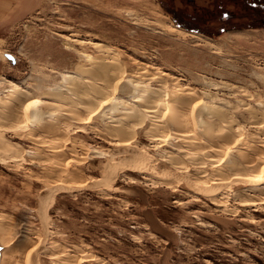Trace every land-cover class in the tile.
Wrapping results in <instances>:
<instances>
[{
    "label": "rangeland",
    "instance_id": "1",
    "mask_svg": "<svg viewBox=\"0 0 264 264\" xmlns=\"http://www.w3.org/2000/svg\"><path fill=\"white\" fill-rule=\"evenodd\" d=\"M189 1L0 0L1 87L57 92L43 126L13 129L9 107L0 110V235L22 230L3 264H264V184L234 187L264 166V7L225 0L233 13L224 20L218 0ZM223 80L230 83L215 88ZM128 82L168 96L192 86L170 118L187 126L166 128L161 108L138 112ZM110 95L123 97L118 111L132 121L112 113ZM198 96H211L207 106L227 121L203 129L212 119L199 114ZM142 158L150 169L132 172ZM205 178L223 192L189 189Z\"/></svg>",
    "mask_w": 264,
    "mask_h": 264
},
{
    "label": "bare ground",
    "instance_id": "2",
    "mask_svg": "<svg viewBox=\"0 0 264 264\" xmlns=\"http://www.w3.org/2000/svg\"><path fill=\"white\" fill-rule=\"evenodd\" d=\"M173 31H177L176 29H174L173 28ZM190 32L191 33H189V35L192 37V38H195V39H199V37H198V35H197V33L196 32H192L191 30H190ZM92 45H93V48H94V50H96L97 52H100V53H104V52H106V50H105V46H107V45H102L101 43H96V42H92L91 43ZM1 55V54H0ZM86 58H88V57H86ZM108 63H110L109 61L107 62V63H105V64H103L104 66L106 65V66H110V64H108ZM115 64V63H114ZM95 65H96V63H95ZM94 65V66H95ZM98 66H99V69L102 67L101 65H99L98 64ZM101 66V67H100ZM112 66V65H111ZM114 66V65H113ZM78 67V66H77ZM80 67V66H79ZM97 67V66H96ZM98 68V67H97ZM103 69V68H102ZM112 69H113V67H112ZM104 70V69H103ZM108 70H109V67H108ZM116 69H114V71H115ZM101 71V70H100ZM117 71V70H116ZM71 73H73L74 71H70ZM69 72V73H70ZM94 73V72H93ZM92 73V74H93ZM98 73V72H97ZM101 73V72H100ZM104 73V72H103ZM102 73V74H103ZM110 74V73H109ZM59 76H60V78H61V81L63 82V83H65L66 84V86H70V85H74V83H72V80L69 78V76L67 75V74H65V73H60L59 74ZM96 77V76H95ZM169 77V76H168ZM111 78V77H110ZM5 78H1L0 79V110L1 109H3V108H7V107H9V111L10 112H12L10 115H11V118H10V120H12V121H9V122H11L10 123V125H12V127H13V129H18V130H28L29 128H36V127H38L39 126V124L40 123H42L41 124V126H43V124L45 123V121H44V119H47L49 116H50V112H49V109L51 108H55V104H57V103H55L54 101H52V102H50V101H48L47 99H55V95L57 94V92H56V94H55V86L54 87H49V88H47V93L45 94V95H35V94H33L30 90H29V88L25 85V83H14V82H9L10 83V85L9 86H7V87H1V84H2V81L4 80ZM99 80V79H98ZM163 80V79H162ZM5 81H6V79H5ZM8 83V82H7ZM8 83V84H9ZM77 83H80V82H77ZM129 84H131L132 85V87H131V89L132 90H130V93H131V96H132V98L130 99V101H132V102H134V104H140V106H139V108L137 109V108H135L138 112H139V110H140V112H144V113H148V112H152V113H157V110L158 109H160L161 108V112H162V116L165 118V119H168L169 121H170V118H172L173 117V115L172 114H174L175 113V111L172 109V106H174L175 105V103L176 102H178V101H180V100H182V98H185L184 96H187V95H191V93H192V90H193V87L192 86H190V85H186V84H179V85H177V88H175L174 90H175V93L173 94V95H169L168 96V93L164 90V91H159V93H156V94H153V93H151V90H149L148 88H145L144 86H142V85H133V83H131V82H128ZM230 82H227V81H222V82H220V84H217L218 85V87H215V88H217V89H220V88H223V87H225V86H227V84H229ZM47 84V83H46ZM107 84V83H106ZM125 84H126V82H125ZM42 88H43V86H42ZM71 88H73V87H70L69 89H71ZM158 89V88H157ZM216 89V90H217ZM70 91V90H69ZM129 91V90H128ZM5 93V94H4ZM44 93V92H43ZM68 93V92H67ZM74 93V92H73ZM59 95V94H58ZM57 95V96H58ZM60 95H62V93H60ZM74 95V94H73ZM113 95V94H112ZM112 95H110V97L113 99V100H111L112 102H110L111 104H110V106H108V107H110V109L112 108V113H114V114H117V116H118V113H119V107H120V105H122L123 106V103L125 102V100L123 99V97H121V96H112ZM192 95H195V94H192ZM64 96V95H63ZM78 96V95H77ZM211 97V96H210ZM210 97H201V96H198L197 97V99H199V108H200V112H199V114L202 112V111H204V112H206V114L207 113H210V118L212 119V121H211V119H209L212 123H210V122H208V125L206 124V125H204V122H203V119L205 120V118H203L204 116L203 115H205V113H203V115L202 116H200L198 119V123H200L201 124V126L202 125H204V126H202L203 127V129H206V131H212V128H214L215 126H217V123H216V121L217 120H220L221 121V117L223 116V114H222V111H224V110H222V111H220V110H218V109H216V108H214L213 107V109H210V108H212V107H210V106H207V104H211L210 102H209V99H210ZM189 98H190V96H189ZM213 98V97H212ZM220 98V97H219ZM60 99V98H59ZM79 99V98H78ZM185 99H187V97L185 98ZM223 100H225L224 98H222ZM57 100V99H56ZM61 100V99H60ZM83 100V99H82ZM62 101V100H61ZM80 101H81V99H80ZM189 101V100H188ZM63 102H64V100H63ZM127 102V101H126ZM132 102H131V104H132ZM198 102V101H197ZM22 103V104H21ZM68 103V102H67ZM216 103L217 104H227L226 102H224V101H216ZM27 104H31V108H30V110L28 109V107H27ZM46 104H53L50 108H48L47 106H46ZM125 104V103H124ZM134 104L132 105V107H131V111H132V108H134L135 106H134ZM149 104V105H148ZM214 104V103H213ZM59 106L61 105V104H58ZM57 105V106H58ZM68 105V104H67ZM91 105V104H90ZM62 106V105H61ZM85 106V105H84ZM100 106V105H99ZM126 106V105H125ZM145 106H147V107H151L150 108V110H147V109H145L146 107ZM214 106H215V104H214ZM63 107V106H62ZM137 107V106H136ZM210 107V108H209ZM88 108V107H87ZM103 108H105V107H103ZM153 108V109H152ZM182 108H183V106H182ZM181 108V109H182ZM219 108V107H218ZM91 109L93 110L94 109V107L92 108L91 107ZM98 109V108H97ZM100 109V108H99ZM110 109H106V110H110ZM156 109V110H155ZM177 109H179V108H177ZM220 109V108H219ZM64 110H65V108H64ZM75 109H73L72 111H74ZM78 110H80V109H78ZM77 110V111H78ZM102 110V109H101ZM127 110V109H126ZM171 110H173V112H171ZM28 111H30V115H27V112ZM88 111H89V109H88ZM103 111V110H102ZM104 111H105V109H104ZM153 111H156V112H153ZM13 112H15V113H19L18 115H20L21 113V115H22V117L21 116H19V117H17L16 116V119L15 118H12V115L14 114ZM55 112V111H54ZM59 112V111H58ZM76 112V111H75ZM86 112V111H85ZM90 112V111H89ZM106 112V111H105ZM105 112L104 113H100L99 112V114H101V117H103L102 116V114H105ZM133 112V111H132ZM132 112H130L131 114H132ZM137 112V115L139 114ZM227 112V111H226ZM80 113H81V111H80ZM126 113H129V112H126ZM125 112H121L120 111V113L119 114H124V116H126L127 114H126ZM178 113H180V111L178 112ZM76 114V113H75ZM79 114V113H78ZM89 114V113H88ZM96 114V113H95ZM98 114V115H99ZM126 114V115H125ZM130 114V115H131ZM225 114V113H224ZM227 114H229V113H227ZM10 115H9V117H10ZM15 115V114H14ZM107 115V114H106ZM129 115V114H128ZM127 115V116H128ZM149 115V114H148ZM154 115V114H153ZM175 115V114H174ZM181 114H178V116H180ZM201 115V114H200ZM81 116V115H80ZM115 116V115H114ZM126 116V117H127ZM134 116V115H133ZM151 116V113H150V115H149V117ZM199 116V115H198ZM228 116V115H227ZM226 116V117H227ZM0 117H2V118H4V116H2V114H0ZM79 117V116H78ZM86 117H87V115H86ZM130 116H128V118H129ZM161 117V116H160ZM162 117V118H163ZM174 117H177V115H175ZM220 117V118H219ZM224 117V116H223ZM222 117V120L223 121H227V120H225V119H227V118H223ZM5 118H7V117H5ZM50 118H52V119H54V117H50ZM89 118V117H88ZM112 118V117H111ZM180 118V117H179ZM208 118V117H207ZM219 118V119H218ZM51 119V120H52ZM106 119H110V117H107ZM130 119H131V121L133 120L131 117H130ZM176 119V118H175ZM217 119V120H216ZM82 120V119H81ZM83 120H84V118H83ZM104 119H102V121H103ZM116 120V119H115ZM114 120V121H115ZM173 120L174 119H172V121H170V124H168V126L166 125L165 127L166 128H170L169 126L171 125L172 127H174L173 125H172V123L171 122H173ZM85 121H86V119H85ZM112 121V120H111ZM126 121V120H125ZM157 121V120H156ZM175 121V120H174ZM40 122V123H39ZM116 122V121H115ZM122 122V121H121ZM128 122V121H127ZM133 122H135V121H133ZM161 122H162V120H161ZM184 122V121H183ZM203 124H202V123ZM222 122V121H221ZM174 123V122H173ZM175 123H177V121H175ZM185 123V122H184ZM190 123V122H189ZM210 123V124H209ZM253 123H255V122H253ZM45 124H47V123H45ZM105 124V123H104ZM164 124V123H163ZM181 124V123H180ZM177 125L179 126V127H183V125H186L187 126V124L185 123V124H183V125H179L178 123H177ZM190 125V124H189ZM107 126V125H106ZM163 126V125H162ZM108 127V126H107ZM175 127H176V125H175ZM179 127L177 128L178 130H179ZM189 127H191V126H189ZM93 128V127H92ZM119 128V127H118ZM180 128V129H181ZM117 129V128H116ZM127 129V128H126ZM173 129V128H172ZM188 129V128H187ZM190 129V128H189ZM115 130V129H114ZM120 130H121V128H120ZM186 130V129H185ZM192 128H191V132H192ZM108 131H110V130H108ZM167 131V130H166ZM165 131V132H166ZM183 131H184V128H183ZM187 131V130H186ZM190 131V130H189ZM117 132V131H116ZM177 132V131H176ZM175 132V133H176ZM179 132V131H178ZM181 132V131H180ZM121 133V132H120ZM168 133V132H167ZM173 133V132H172ZM175 133H173L174 135H175ZM111 134H113V133H111ZM171 134V133H170ZM180 136H183L184 138H190L191 137V134H183V133H178ZM177 134V136H179ZM181 134H183V135H181ZM118 135V134H117ZM125 134H123V136H124ZM197 135V134H196ZM195 135V136H196ZM166 136V135H165ZM203 136H205V135H203ZM223 136H229V132H228V135H223ZM3 137V136H2ZM2 137H1V134H0V142H2L3 141V139H2ZM200 136H196V138H198V140L199 139H201V138H199ZM206 137V139H208V137L207 136H205ZM155 138V137H154ZM181 138V137H180ZM114 139H116L117 140V136H116V138H114ZM120 139V138H119ZM118 139V140H119ZM159 139V138H158ZM210 139V138H209ZM113 140V139H112ZM122 140V139H121ZM153 141H155L156 142V140H153ZM182 141H184V140H182ZM207 141H209V140H207ZM4 142V141H3ZM211 142V141H210ZM213 142V141H212ZM50 143V142H49ZM206 143V142H205ZM7 143L5 142V145H6ZM211 144V143H210ZM1 145V144H0ZM18 146V145H17ZM47 146L48 147H50L49 145H47V144H43L41 147H42V149H47ZM191 146H193V144L191 145ZM200 146H202V145H200ZM204 146V145H203ZM3 147V146H2ZM19 147V146H18ZM187 147V146H186ZM189 147V146H188ZM17 148V147H16ZM193 148V147H192ZM191 148V149H192ZM207 148H208V146H207ZM7 149V148H6ZM38 149V148H37ZM189 149V148H188ZM215 150V149H214ZM214 150H210L211 152H213ZM43 151V150H42ZM208 151V150H207ZM181 152V151H180ZM215 152V151H214ZM213 152V153H214ZM208 152H206L205 154H207ZM205 154H204V156H205ZM214 154H216V153H214ZM210 155V154H209ZM238 155H239V153H238ZM222 158V157H221ZM225 159V158H224ZM223 159V160H224ZM207 160H208V158H207ZM207 160H205V161H207ZM211 160V159H210ZM195 162V161H194ZM198 163V162H197ZM218 164H223L224 162L223 161H218L217 162ZM195 164H196V162H195ZM136 165H138V168H136V169H134L132 172H139V170H144V169H150V161L148 160V158H142L140 161H137V163H136ZM66 168H68V167H66ZM132 169V168H131ZM141 171V172H142ZM204 171V170H203ZM211 171V170H210ZM211 173H213V172H211ZM197 174V173H196ZM199 174V173H198ZM171 174L170 173H167L166 171H163V170H155V171H153V173H152V177H154V178H156V179H159V180H162V181H168V182H170L172 179H171V176H170ZM251 175V174H250ZM200 176V175H199ZM203 176V175H202ZM247 176V175H246ZM204 177H206V176H204ZM203 177V178H204ZM207 178V177H206ZM205 178V180L204 181H201V185H193V188H189L193 193H196V194H200V195H203V196H216V195H218L219 193H221V192H223V185H221L220 183H218V182H216V181H214L213 180V182L211 181L212 179H206ZM210 178V177H209ZM214 179L215 178H218L217 176L216 177H213ZM220 178V177H219ZM218 178V179H219ZM192 179V178H191ZM198 179H200V178H198ZM201 179H202V177H201ZM200 179V180H201ZM225 179V178H224ZM200 180H198L199 182H200ZM220 180H222V179H220ZM230 180V179H229ZM236 180V179H235ZM173 181V180H172ZM219 181V180H218ZM222 182V181H221ZM229 183H231L230 181H228ZM227 183V182H226ZM225 182H224V184H226ZM70 184V183H69ZM72 184V183H71ZM171 184V183H170ZM193 184V183H192ZM228 184V183H227ZM262 184H264V166L262 167V169L260 168V171L257 173V174H255V175H253V176H249V177H247V178H245V179H241V180H237V181H235V185H234V187L236 188V190H242V189H246V188H256V187H259V186H261ZM231 186V185H230ZM190 187H191V185H190ZM232 187V186H231ZM233 187V188H234ZM235 190V191H236ZM254 202V201H253ZM260 202V201H259ZM259 202H257V203H259ZM261 202H263V200L261 201ZM255 205V204H254ZM257 205V204H256ZM253 206V205H252ZM21 232H22V230H21V226L20 225H17L13 230H10L9 232H7V235H6V233L5 234H1L0 235V247H4V249H2L1 248V257H0V264H3V260H4V258L6 257H4V255L6 254V247H10V245L11 244H15V242H17L18 241V239L21 237ZM5 235V236H4ZM8 247V248H9ZM11 248V247H10ZM11 250V249H10ZM79 262V261H78ZM84 264V263H83Z\"/></svg>",
    "mask_w": 264,
    "mask_h": 264
},
{
    "label": "trees",
    "instance_id": "3",
    "mask_svg": "<svg viewBox=\"0 0 264 264\" xmlns=\"http://www.w3.org/2000/svg\"><path fill=\"white\" fill-rule=\"evenodd\" d=\"M232 1L235 2V1H245V0H232ZM189 2L192 3V0H190ZM246 2L247 3H245V4H248L250 7L257 8V7L261 6V4L264 3V0H249V1L246 0ZM224 3H225V0H218L219 7L221 8V9H219V15L222 17V19L227 20L226 18H228L229 16H231L230 13H233V12L226 11L223 8ZM171 13L173 14V12H171ZM174 21L176 23H178L175 19H174ZM253 27H255V26H253ZM190 30H192V29H190ZM192 31L198 32L197 30H192Z\"/></svg>",
    "mask_w": 264,
    "mask_h": 264
},
{
    "label": "water",
    "instance_id": "4",
    "mask_svg": "<svg viewBox=\"0 0 264 264\" xmlns=\"http://www.w3.org/2000/svg\"><path fill=\"white\" fill-rule=\"evenodd\" d=\"M7 57H8L10 60L14 61L13 56H11V55H7ZM0 257H1V247H0Z\"/></svg>",
    "mask_w": 264,
    "mask_h": 264
},
{
    "label": "flooded vegetation",
    "instance_id": "5",
    "mask_svg": "<svg viewBox=\"0 0 264 264\" xmlns=\"http://www.w3.org/2000/svg\"><path fill=\"white\" fill-rule=\"evenodd\" d=\"M261 7H264V5H263V4H261Z\"/></svg>",
    "mask_w": 264,
    "mask_h": 264
}]
</instances>
